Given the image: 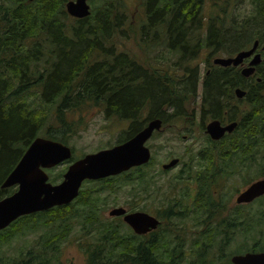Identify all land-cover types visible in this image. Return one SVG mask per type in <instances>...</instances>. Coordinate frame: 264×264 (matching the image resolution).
Here are the masks:
<instances>
[{"label": "trees", "instance_id": "obj_1", "mask_svg": "<svg viewBox=\"0 0 264 264\" xmlns=\"http://www.w3.org/2000/svg\"><path fill=\"white\" fill-rule=\"evenodd\" d=\"M69 1L73 0H0V201L14 193L12 189L1 190V186L36 138L66 146L69 138L84 127L89 110L99 109L106 119L126 124L117 142L121 145L138 134L146 121L160 119L165 126L186 118L187 97L196 95L198 69L189 65L201 50L200 37H195L202 27L203 0H138L145 17L139 42L149 40V47L164 46L179 56L178 65L184 67L186 77L176 85L175 76L171 77L167 68H144L136 56L119 50L118 43L126 42L127 32L132 29L125 0H100L97 4L87 0L91 14L84 20L67 16L65 5ZM253 1L256 13L240 23L234 18L227 20L228 16L210 18L204 44L209 56L220 51L242 52L250 44L264 42V0ZM235 43L233 51L226 50ZM262 66L257 67L253 77L244 79L239 69L207 64L202 79L205 99L199 105L200 128L207 118L237 124L235 131L219 142L207 138L212 147L208 149L210 161L194 180L197 189L190 210L194 216L202 211L208 217L206 222L198 223L204 226L199 239L206 244H211L213 237H226L228 231L242 228L245 223L240 206L229 211L237 219L225 217L226 205L217 201L214 190H210L214 181L229 178L237 168L249 173L253 165L264 178ZM237 89L246 93L242 100L234 96ZM148 165L115 179L85 182L83 186L97 184L98 190L81 189L68 206L18 219L0 232V249L16 238L39 235L38 240L20 250L16 258H0V264H57L62 246L76 235L85 264H180L182 246L175 236L184 235L182 228L171 225V232H167L159 226L155 232L138 237L121 218L104 220L98 214V198L94 195L108 191L104 190L108 183L132 178L134 173L140 176L137 181L143 182L141 171ZM63 174L56 181L60 178L61 182ZM246 180L250 184L254 181L247 178L244 183ZM178 204L176 201L169 207L166 217L161 216L163 221L177 219L183 226L188 209L175 211ZM213 215L216 226L209 228ZM166 236L175 237L177 242L171 250ZM257 247L254 244L249 253H255ZM199 263L215 264L211 259Z\"/></svg>", "mask_w": 264, "mask_h": 264}, {"label": "rangeland", "instance_id": "obj_2", "mask_svg": "<svg viewBox=\"0 0 264 264\" xmlns=\"http://www.w3.org/2000/svg\"><path fill=\"white\" fill-rule=\"evenodd\" d=\"M92 2L97 4L100 0H92ZM125 2L129 9L128 18L129 23L132 22V29L127 32L128 40L118 43L119 50L126 52L132 57L136 56L138 58L137 62L144 68L149 67L150 70L157 71H163V68H167L170 76H175L176 83L173 85H176L186 77L183 73L184 70H182L184 67H179L178 65L179 56L170 53L164 46L159 47L156 44L149 47V40L144 41L143 44L140 43L138 33L145 22L143 9L138 0H125ZM142 2H145V0ZM254 13H256V10L253 0H203L201 7L202 27L196 32L197 36L195 37H200L199 45L201 50L197 60L189 65L191 68L197 67L198 82L196 95L187 97L188 102L184 109L186 118L175 120L172 124L163 126V131L157 133L146 144V147L150 150L152 161L150 165L144 167L141 171L145 177L143 182H138L137 180L140 176L138 173H134L132 178H121L108 183V188L104 189L108 191L94 195V197L98 198V214L104 220L113 219L109 218L108 215L111 210L116 208H122L127 213H145L154 218H160L162 215L166 217L169 207H172L176 201L180 202L181 205L178 204L180 207L175 205L173 209L175 211H182V207L188 209L185 212L187 218L183 221V226H181V221L177 219H171L169 222L167 218L166 221L161 220V226H164L167 232H171V225L175 226L176 229L182 228L185 231L184 235L175 236L182 246L183 255H181L180 264H202L199 263L201 259H211L215 264H231V260L235 256L260 255L264 253V197L256 199L249 205H236L235 203L237 196L249 187L250 182L246 180L244 183L245 179L252 178L254 180L252 181L253 183L264 179L257 174L256 165H253L251 171L246 174L236 167L237 169L233 170L234 175L229 178L217 179L212 184L213 186L210 187V190L215 192V199L222 205H226L228 212L232 211L235 206L242 207L239 210L243 215L242 219L245 220L242 228L228 231L227 236L224 238L222 236L213 237L212 243L206 244L203 238L199 239L204 226L198 223L206 222L208 217L202 211L194 216L190 210L197 189L194 181L196 174L202 173L208 166L209 157L211 156L208 149L211 150L212 148L207 144V137L200 128L201 114L199 105L205 99L202 79L207 71V64L212 66L215 59L226 60L240 53L227 54L225 51H220L218 54L209 56L210 53L204 46L209 21L212 16L218 15L222 19L228 16L227 20L234 18L240 23L245 18L253 16ZM229 26L230 24L227 22L226 28ZM259 45L264 48V42L258 44V47ZM252 46L251 44L248 45L246 50H250ZM235 47L236 43L226 50L231 52ZM258 54L261 55V53ZM261 57L263 64L264 54ZM250 60L248 59V61ZM245 64L247 63L245 62ZM242 68L245 67L243 66ZM242 68L234 69L241 70ZM219 104L221 105L222 102ZM89 111L84 116V127L77 130L69 138L66 145L71 149L74 161L82 159L86 155L113 148L117 145L122 133L127 129L126 124L120 123L118 120L106 119L99 109ZM211 121L217 120L207 118L204 125ZM201 151H203V154H200ZM205 158L207 162L204 160ZM173 159H178L180 161L179 165L169 171L162 170V166ZM67 167V165H63L47 172L51 184L60 183V178L58 181H56V178L63 174ZM247 174L249 177L243 178ZM11 189L13 190V188ZM81 189L84 191L92 189L93 192H96L98 186L95 183H91L82 186ZM184 196L186 197L184 198ZM132 208H134L133 212H130ZM228 212L226 215L229 218L225 215L227 219L234 220L238 218L234 213ZM216 220V215H213L212 222H209V228L216 226ZM37 236H29L24 239L16 238L9 244L3 245L0 249V258H16L20 250L23 252L28 245L30 247L35 245L38 240ZM76 236H70L69 240L62 246L57 264H85L84 251L82 245L78 246ZM175 237H165L170 243L169 250L177 243L174 241ZM254 244H258L255 253H249Z\"/></svg>", "mask_w": 264, "mask_h": 264}, {"label": "water", "instance_id": "obj_3", "mask_svg": "<svg viewBox=\"0 0 264 264\" xmlns=\"http://www.w3.org/2000/svg\"><path fill=\"white\" fill-rule=\"evenodd\" d=\"M33 1L29 0V2ZM65 13L73 20H84L91 14L87 0L69 1L65 5ZM257 48L258 42H255L250 50L242 51L226 60L215 59L213 65L221 68H242L243 63L251 59L248 66L240 70L241 77L248 79L254 75L255 68L262 65L261 56L255 54ZM262 68L264 71V62ZM259 82L260 80H257V83ZM245 95L246 93L240 89L234 91L237 100H242ZM161 128L160 120H152L145 129L127 142L86 155L74 162L72 151L67 146L44 138H36L1 186V190L16 188V191L0 201V232L22 217L70 205L77 199L85 182L114 178L147 165L151 154L146 144ZM236 128V123L222 126L218 121H211L206 127L205 134L211 141L218 142L226 135H231ZM65 163L71 164L63 174L62 181L56 185L50 184L46 171L63 166ZM176 164L178 161L173 160L162 169L168 171ZM263 196L264 179L249 185L237 196L235 203L249 205ZM108 216L113 219L121 218L122 222L138 237L155 232L160 226L159 221L148 214L127 213L122 208L111 210ZM231 264H264V253L235 256Z\"/></svg>", "mask_w": 264, "mask_h": 264}, {"label": "flooded vegetation", "instance_id": "obj_4", "mask_svg": "<svg viewBox=\"0 0 264 264\" xmlns=\"http://www.w3.org/2000/svg\"><path fill=\"white\" fill-rule=\"evenodd\" d=\"M260 51H261V52H260ZM258 53H261V55L259 54L260 56H262V55L264 54V49H263V47H261V45H259V47L257 48V51H256L255 54H258ZM261 58H262V57H261ZM245 62H246L247 64H245ZM245 62L243 63V66H244V67H247L250 61L246 60ZM258 67H259V66H258ZM255 70H257V67L255 68ZM255 81L257 82V79H255ZM152 120H160V119H152ZM152 120L146 121L145 124H144V126L142 127L141 131H142L143 129H145V128L148 126V124H149ZM160 121L162 122V120H160ZM209 123H210V122H209ZM209 123H208V124H209ZM204 124H205V122H204ZM204 124H203V126H202V130L204 131V134H205L206 127H207L208 124H206V125H204ZM221 125L224 126V124H222V123H221ZM162 129H163V122H162V128H161V130H160L158 133H161V132L163 131ZM156 135H157V133H154V134L152 135V138H153L154 136H156ZM205 136H206L207 138H209L206 134H205ZM152 138H151V139H152ZM151 139H150V140H151ZM150 140H149V141H150ZM149 141H148V142H149ZM149 151H150V150H149ZM150 154H151V153H150ZM173 160H177V161H178V164H176V165L174 166V168H176V167L179 165L180 161H179L178 159H173ZM173 160H171V161H173ZM150 161H152V160L150 159ZM171 161H169L167 164H169ZM149 163H150V162H149ZM149 163H148V164H149ZM70 164H71V163H70ZM148 164H147V165H148ZM165 165H166V164H165ZM163 166H164V165H163ZM163 166H162V167H163ZM67 168H68V167H67ZM174 168H172V169H174ZM172 169H170V170H172ZM132 170H134V169H132ZM132 170H130V171H132ZM162 170H163V169H162ZM130 171H129V172H130ZM168 171H169V170H168ZM129 172H127V173H129ZM124 174H126V173H124ZM119 176H121V175H119ZM119 176H117V177H119ZM114 178H116V177H114ZM105 180H106V179H105ZM13 190H14V193H15L16 188H13ZM263 197H264V196H263ZM263 197H261V198H263ZM259 199H260V198H259ZM149 216H150V215H149ZM118 219H119V218H118ZM155 219H157V220L159 221L160 226H161V224H162V222H161V220H162L161 216H160V218L158 217V218H155ZM149 234H151V233H149ZM149 234H147V235H149ZM145 236H146V235H145ZM261 253H262V252H261ZM258 254H259V253H258Z\"/></svg>", "mask_w": 264, "mask_h": 264}]
</instances>
